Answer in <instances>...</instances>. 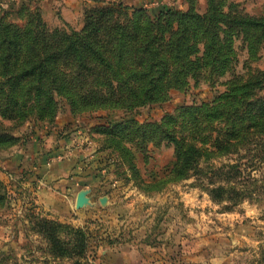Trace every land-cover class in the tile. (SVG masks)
<instances>
[{
	"label": "rangeland",
	"instance_id": "374dc122",
	"mask_svg": "<svg viewBox=\"0 0 264 264\" xmlns=\"http://www.w3.org/2000/svg\"><path fill=\"white\" fill-rule=\"evenodd\" d=\"M110 1L142 9L151 18L166 10L192 9L205 14L211 3L0 0V19L23 26L32 16L40 17L42 25L53 34L72 33L82 30L90 9ZM215 3L233 14L264 19V0ZM234 51V71L214 83L192 78L186 89L173 90L162 104L131 110L80 111L60 98L53 117L33 114L26 119H13L0 112V264H118L115 255L104 258L102 250L112 253L125 246L142 251L140 256L147 260L142 264H264V139L208 159L184 178L172 180L168 173L176 161L173 147L148 142L143 150L140 135L129 134L132 124H126L161 122L177 116L184 107L212 103L224 92L226 81L234 73H260L264 80V43L250 44L242 36L236 38ZM254 92L255 100L264 101V85ZM42 150L49 163L73 161V176L89 178L94 186L89 187L87 195L78 192L70 198V194L60 192L58 198V203L67 209V215L62 213L65 216L79 217L73 214L78 211L85 214L83 226L61 221L41 206L40 188L49 184L39 176V162L34 158ZM218 185L226 193L215 200L211 189ZM233 188L239 191L238 195ZM103 196L108 197L106 206L100 203ZM45 218L82 228L87 234L85 256L55 255L37 227ZM60 235L67 240V249L74 250L73 234L64 230ZM135 251L130 260L138 264Z\"/></svg>",
	"mask_w": 264,
	"mask_h": 264
},
{
	"label": "trees",
	"instance_id": "16d2710c",
	"mask_svg": "<svg viewBox=\"0 0 264 264\" xmlns=\"http://www.w3.org/2000/svg\"><path fill=\"white\" fill-rule=\"evenodd\" d=\"M215 1L205 14L166 10L155 18L110 1L87 12L81 31L55 35L40 17L23 26L0 19V112L13 119L53 117L60 98L80 111L131 110L165 103L192 78L216 82L234 71L236 38L264 43V19L224 11ZM260 76L234 73L212 103L184 107L161 122L126 123L128 133L140 135L143 150L148 142L173 147L169 179H182L208 159L264 139V101L254 92L264 85ZM225 193L222 185L211 189L215 200ZM37 227L55 255L85 256L82 228L47 218ZM64 230L73 234L74 250L65 246Z\"/></svg>",
	"mask_w": 264,
	"mask_h": 264
},
{
	"label": "crops",
	"instance_id": "0c3cea01",
	"mask_svg": "<svg viewBox=\"0 0 264 264\" xmlns=\"http://www.w3.org/2000/svg\"><path fill=\"white\" fill-rule=\"evenodd\" d=\"M34 159L35 161L39 162V176L41 178H46V184H49V186L46 188H40L39 202L41 203V206L43 205L46 210H50L51 213L55 214V216L61 221H68L74 225L83 226L86 223L84 218L85 214L83 212L81 213V211H78L73 212V214H79V217H73L71 214L70 216H65L67 215V213L64 211L65 207H62L60 203H58V198L61 195L60 192L64 194H70L68 195L70 198H73V196L75 197L78 192H80L82 195H87L89 193V187L91 188V186H93L91 181H88L89 178L83 177L78 179L77 177L73 176L74 169L72 167L74 164L70 159H65L64 161L53 160L51 163H49L47 155L44 154V150H42L40 154H38V156ZM63 177L66 178L64 179ZM58 189L60 191H58ZM72 209L75 211V206H72ZM62 213H65V215ZM138 250L137 252L134 250L139 255V261L137 263L142 264L141 262H146L147 260L144 255L140 256L142 251ZM102 251L104 258L107 259L108 254L115 255L117 259L116 262H118V264H133L132 260H130V258L133 256L132 253L134 252L132 246L118 247V249H115V252L112 251V253L108 249H104ZM118 258H120V261H118ZM147 258L151 259L150 257Z\"/></svg>",
	"mask_w": 264,
	"mask_h": 264
},
{
	"label": "water",
	"instance_id": "95a60500",
	"mask_svg": "<svg viewBox=\"0 0 264 264\" xmlns=\"http://www.w3.org/2000/svg\"><path fill=\"white\" fill-rule=\"evenodd\" d=\"M82 195V194H81ZM80 199L82 200V196H80ZM100 203L103 205V206H106L108 204V197L107 196H103L100 198Z\"/></svg>",
	"mask_w": 264,
	"mask_h": 264
}]
</instances>
